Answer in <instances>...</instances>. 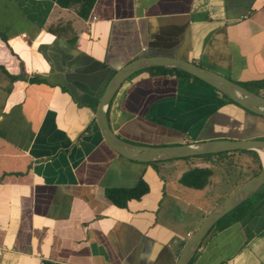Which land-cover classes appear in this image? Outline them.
<instances>
[{"label": "crops", "instance_id": "1", "mask_svg": "<svg viewBox=\"0 0 264 264\" xmlns=\"http://www.w3.org/2000/svg\"><path fill=\"white\" fill-rule=\"evenodd\" d=\"M78 6L0 0L11 11L0 10V32L10 30L0 37L8 87L0 95V264H176L216 205L196 203L195 193L243 185L262 155L237 152L245 159L232 166L248 173L243 179L216 171L234 151L129 161L102 140L96 108L114 74L142 58L192 63L264 97V0H94L86 17ZM107 119L137 146L264 140V117L168 67L130 76ZM193 170L202 186L183 184ZM141 180L148 190L139 199L119 207L107 198L108 189ZM246 201L211 228L188 264H264V184Z\"/></svg>", "mask_w": 264, "mask_h": 264}, {"label": "water", "instance_id": "2", "mask_svg": "<svg viewBox=\"0 0 264 264\" xmlns=\"http://www.w3.org/2000/svg\"><path fill=\"white\" fill-rule=\"evenodd\" d=\"M150 67H168L183 71L214 88L243 110L264 117V97L235 84L222 75L177 59L142 58L129 63L114 74L96 108L95 120L99 133L102 140L114 153L129 161L144 164L231 151H257L259 154H264V140H222L167 147H148L133 145L117 137L108 124V104L116 91L130 76ZM263 184L264 162L256 176L246 181L207 213L181 250L176 264H188L211 228L223 216L252 196Z\"/></svg>", "mask_w": 264, "mask_h": 264}, {"label": "rangeland", "instance_id": "3", "mask_svg": "<svg viewBox=\"0 0 264 264\" xmlns=\"http://www.w3.org/2000/svg\"><path fill=\"white\" fill-rule=\"evenodd\" d=\"M0 10L2 11V12H4L5 13V15H7V16H9V14L11 13V11L8 9V7L6 8V12H8L9 11V13H6L5 12V10H2L1 8H0ZM0 18H3V16L0 14ZM0 25H3V20H0ZM10 32V30L8 29V28H4V29H2V31L0 32L1 33V39H2V37L4 38V37H6V35H7V33H9ZM255 87V86H254ZM6 91H8V87H6V86H4V84L2 85L1 84V82H0V95H2V94H5V92ZM239 154V155H238ZM242 155H240V153H237V156L234 158V159H231V160H228V161H226V158L225 159H223V157H222V165H221V167H218L217 165H216V171H218V172H222L224 175H228V173L229 174H232V175H234V176H237V177H240V178H244L245 177V175H247L246 173H244V172H242V170H237L238 168H240L241 169V165H237V166H232V164L233 163H237V164H242V163H240L242 160H244L245 158H242V157H244L243 155L245 154V153H241ZM222 156H225V155H222ZM240 156V157H239ZM247 159V158H246ZM219 160H220V158L219 159H217V161L215 162V163H218L219 162ZM248 160V159H247ZM239 162V163H238ZM153 164V163H152ZM154 164H157V163H154ZM157 166V165H156ZM232 169V170H231ZM212 174H214L215 173V171H213V168H212ZM237 173H239V174H237ZM241 174V175H240ZM187 178H189V177H187ZM250 178H248V180H249ZM204 178H201L200 180H198V183H200L199 184V186H202L203 185V183H204ZM209 181V180H208ZM247 181V180H246ZM232 183H234V182H232ZM245 183V182H244ZM243 183V184H244ZM229 185V186H228ZM236 185H238V184H233V185H230V184H224V183H222V185L221 184H219L218 186H216L214 189H212V187L211 188H208V187H204L203 188V192H198V193H195V194H197L198 195V197H196V203H205V205L206 204H209V206H207V207H212V205H214L215 203H216V205H217V203H219L220 201H221V199H225L227 196H229L230 194H228L230 191H233V190H231V189H234V191L237 189V188H239L240 186H236ZM235 186H236V188H235ZM217 194V195H216ZM220 200V201H219ZM217 201H219V202H217ZM246 202L247 201H245L242 205H240L239 207H238V209H236V210H239V209H241V206L243 207L244 206V204H245V206H247L248 204H246ZM215 206V205H214ZM183 209H184V206H183ZM235 211L234 210H232L231 212H229L228 213V215H227V217L225 218L224 217V219H222L221 221H219V222H217L216 224H215V228L216 227H219L221 224H222V222H224L229 216H231V214H233ZM178 213H180V210H179V212ZM194 213H196V210H195V208H192V207H190L189 209H188V212H186V214H188V215H191V218H192V220L194 219L193 217H194ZM191 220V221H192ZM190 221V222H191ZM190 222H188V223H190Z\"/></svg>", "mask_w": 264, "mask_h": 264}, {"label": "trees", "instance_id": "4", "mask_svg": "<svg viewBox=\"0 0 264 264\" xmlns=\"http://www.w3.org/2000/svg\"><path fill=\"white\" fill-rule=\"evenodd\" d=\"M94 0H59V4L62 7H70L71 5H79V14L82 17H86ZM231 102V101H230ZM234 104V103H233ZM243 152V151H234L233 153ZM223 154V153H220ZM220 154H213V156H217ZM225 154V153H224ZM212 155H203L201 157H211ZM189 177V178H187ZM194 180L197 178L198 180L201 178L200 171H190L184 175L182 178V182L185 185L190 186H198V180ZM146 184L141 180L136 186L133 188H112L106 191L107 198L116 206L122 207L126 204V202L130 199H139L147 192Z\"/></svg>", "mask_w": 264, "mask_h": 264}, {"label": "bare ground", "instance_id": "5", "mask_svg": "<svg viewBox=\"0 0 264 264\" xmlns=\"http://www.w3.org/2000/svg\"><path fill=\"white\" fill-rule=\"evenodd\" d=\"M262 155V158L264 159V154H261Z\"/></svg>", "mask_w": 264, "mask_h": 264}]
</instances>
